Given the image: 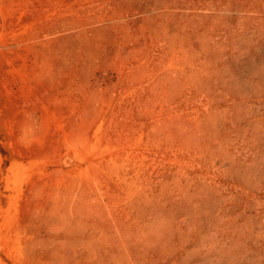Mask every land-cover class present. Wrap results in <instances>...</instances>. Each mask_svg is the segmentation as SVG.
I'll return each instance as SVG.
<instances>
[{"label":"rangeland","instance_id":"374dc122","mask_svg":"<svg viewBox=\"0 0 264 264\" xmlns=\"http://www.w3.org/2000/svg\"><path fill=\"white\" fill-rule=\"evenodd\" d=\"M0 264H264V0H0Z\"/></svg>","mask_w":264,"mask_h":264}]
</instances>
